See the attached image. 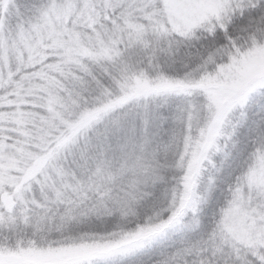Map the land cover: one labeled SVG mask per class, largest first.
Returning a JSON list of instances; mask_svg holds the SVG:
<instances>
[{"label":"snow or ice","instance_id":"obj_1","mask_svg":"<svg viewBox=\"0 0 264 264\" xmlns=\"http://www.w3.org/2000/svg\"><path fill=\"white\" fill-rule=\"evenodd\" d=\"M0 264H264V0H0Z\"/></svg>","mask_w":264,"mask_h":264}]
</instances>
